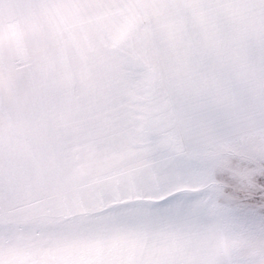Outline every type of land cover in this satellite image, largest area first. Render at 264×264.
I'll use <instances>...</instances> for the list:
<instances>
[{
  "label": "snow or ice",
  "instance_id": "obj_1",
  "mask_svg": "<svg viewBox=\"0 0 264 264\" xmlns=\"http://www.w3.org/2000/svg\"><path fill=\"white\" fill-rule=\"evenodd\" d=\"M0 264H264V0H0Z\"/></svg>",
  "mask_w": 264,
  "mask_h": 264
}]
</instances>
